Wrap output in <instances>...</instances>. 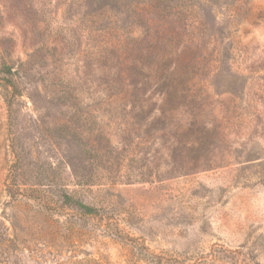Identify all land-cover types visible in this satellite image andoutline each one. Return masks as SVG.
Segmentation results:
<instances>
[{
    "label": "rangeland",
    "instance_id": "374dc122",
    "mask_svg": "<svg viewBox=\"0 0 264 264\" xmlns=\"http://www.w3.org/2000/svg\"><path fill=\"white\" fill-rule=\"evenodd\" d=\"M0 264H264V0H0Z\"/></svg>",
    "mask_w": 264,
    "mask_h": 264
},
{
    "label": "trees",
    "instance_id": "16d2710c",
    "mask_svg": "<svg viewBox=\"0 0 264 264\" xmlns=\"http://www.w3.org/2000/svg\"><path fill=\"white\" fill-rule=\"evenodd\" d=\"M161 64H164L166 69L164 70V72L160 75H158V80H157V83L158 85H160L161 83V87L164 89V88H168L167 91H180L181 90V87L182 85L186 84L188 81H184V79H180L179 78V83L176 85V86H173V79H177V72L172 69V66H171V62L169 61L168 62V59L166 56L163 57L162 61L160 62ZM169 63V64H168ZM144 71V66L141 68V71ZM162 71V70H160ZM172 82V83H171ZM179 85V86H178ZM173 86V87H172ZM169 87H170V90H169Z\"/></svg>",
    "mask_w": 264,
    "mask_h": 264
}]
</instances>
